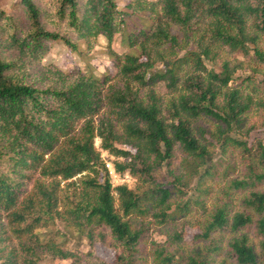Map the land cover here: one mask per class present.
<instances>
[{
	"label": "trees",
	"instance_id": "obj_1",
	"mask_svg": "<svg viewBox=\"0 0 264 264\" xmlns=\"http://www.w3.org/2000/svg\"><path fill=\"white\" fill-rule=\"evenodd\" d=\"M101 37V75L44 61ZM256 131L264 0H14L0 10V264H264ZM102 150L134 187L113 185Z\"/></svg>",
	"mask_w": 264,
	"mask_h": 264
},
{
	"label": "rangeland",
	"instance_id": "obj_2",
	"mask_svg": "<svg viewBox=\"0 0 264 264\" xmlns=\"http://www.w3.org/2000/svg\"><path fill=\"white\" fill-rule=\"evenodd\" d=\"M14 2V0H2L0 2V10H7L10 5ZM123 3V1H122ZM121 3V4H122ZM82 49L87 48L85 43H82L81 45ZM112 48L117 52H123L127 51L129 48L126 47L121 43L120 37H116L114 42L112 43ZM54 61L58 65L62 66L66 70L73 69L75 67H79L83 70H88V64L90 67L94 69V73L97 75H101L106 71V68L109 64H111V58L109 57V50L107 46V41L105 38L101 37L99 39V42L94 45V47L91 50H88L85 54L82 55L79 52L72 51L68 46L62 43H56L52 46L50 52L46 55L44 61ZM242 74V73H240ZM252 136L254 137H260L264 139V132L263 131H256L252 133ZM97 147L100 146V140H96ZM102 155L105 159V161L112 162L114 160V157L110 155L107 151L102 150ZM136 179V178H135ZM134 182V181H133ZM65 183V182H64ZM62 182V185H65ZM136 180L132 184V187L136 185ZM213 204V203H212ZM50 231L58 232L55 237L58 240V242H65L66 240V233L71 234V232H68L67 229L64 228V225L61 223H52L50 227L47 229ZM39 232L45 231L44 229H39ZM64 234V235H63ZM154 236H156L158 239H163L164 235L160 233V231L154 232ZM76 242H79L78 237L72 238L69 242H67L68 246H74ZM87 243V240L84 238H80V243L82 244L83 248L85 249V244ZM96 251L98 254L102 255L103 257L107 259H112L114 257L113 250L102 247V246H96ZM54 264V263H52ZM60 264H66L65 262H60Z\"/></svg>",
	"mask_w": 264,
	"mask_h": 264
},
{
	"label": "built area",
	"instance_id": "obj_3",
	"mask_svg": "<svg viewBox=\"0 0 264 264\" xmlns=\"http://www.w3.org/2000/svg\"><path fill=\"white\" fill-rule=\"evenodd\" d=\"M106 165H107V169H108L109 175L111 177V180H112L114 186L126 184L129 187H132V184L135 182L136 179L130 173H128V172H124V173L117 172L115 170L113 162L107 161ZM114 194H115V196H117L116 192H114Z\"/></svg>",
	"mask_w": 264,
	"mask_h": 264
}]
</instances>
